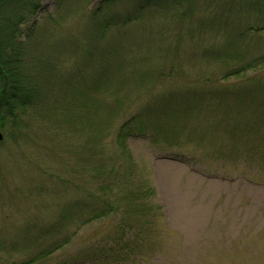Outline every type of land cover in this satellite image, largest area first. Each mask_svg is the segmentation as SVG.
I'll return each instance as SVG.
<instances>
[{"label": "rangeland", "instance_id": "obj_1", "mask_svg": "<svg viewBox=\"0 0 264 264\" xmlns=\"http://www.w3.org/2000/svg\"><path fill=\"white\" fill-rule=\"evenodd\" d=\"M57 1L41 0L32 17L20 20L23 22L19 30L22 36L18 42H24L27 34L34 30L26 44L27 56L37 60L50 52V48L56 50L58 70L62 74L59 75V88L66 86L60 76H68L70 86H79L82 76L86 77L96 63V60L89 61L90 58L84 57L92 44L89 26L92 13L98 10L102 19L113 13L119 15L137 0H67L64 4L59 2V6ZM204 2L207 10L214 11L218 0ZM191 3L188 12L192 15L180 27L172 19V14L160 13L144 26H149V29L139 27L136 22L127 26L114 40V44L120 45L119 57L135 63L138 74L143 69L148 80L144 83L129 81L123 88L119 97L123 103L111 129L101 134L99 146L106 158L115 160L118 155L121 157L118 148L111 146L108 136L130 117L141 115L139 118L147 129L138 134V124L131 125L125 158L131 163L133 178L154 189L150 204L160 207V213L155 225L150 227L149 223L154 222H151L150 215L146 217L148 223H143V235L137 239L141 245L137 253L127 258L123 256L119 261L99 259L96 264H264V156L259 155L262 151L256 150L257 157L253 151L244 154L239 142L230 145L225 142L229 148L221 150L224 141L220 129L210 126L193 132L185 114L179 119L170 117V114L163 115L161 119L166 121L160 122V126L159 121L153 118L155 107L161 106L164 95L190 86L198 87L201 94H205L202 89H206L207 94L212 95L215 84L207 83L204 87L202 84L206 80L217 79L226 87L242 81L222 79L219 64L213 60L215 58L206 60L202 56L203 47L213 45L216 38L209 35V40L204 41L208 34L203 32L209 27L197 35L201 7L197 10L194 5L200 4L198 0ZM225 3L223 0L222 5L228 8ZM1 8L2 17L11 15L10 4H2ZM231 9L233 18L221 21L224 28L222 37L231 38L233 30L238 34L249 28L245 43H250V51L256 45L262 47L259 51L263 50L264 0H234ZM231 13L229 10L226 16ZM110 34L112 37L115 33ZM177 45L178 50L172 54L159 52L160 47L173 50ZM234 64H240L238 59ZM31 66L32 63L28 62V68ZM34 82L43 83L39 71ZM101 98L105 99L106 95ZM40 113L31 118L21 116L22 124L16 123L15 128L21 127V141L14 142L5 135L0 141V234H3L0 245H4L0 264L37 258L43 252L41 243L35 247L30 241L28 225L37 221L41 225L57 223L62 186L57 180L60 167L67 164L78 169L81 167L78 163L81 156L73 153L72 149L85 147V142L71 132L51 141L50 134L57 133L56 128L62 122L53 112ZM203 115L213 125L216 118L210 112L207 115V109L202 110ZM262 136L264 134L260 133L258 147L263 141ZM232 145L235 148L231 149ZM62 176L65 181L78 186L68 191L70 194L77 195L86 186H99L96 181L80 177L73 170ZM117 219L118 216L114 215L81 226L69 246L31 264H95L94 257L99 256L95 250L103 243L96 238L101 239L99 232H104L107 227L108 233L116 234L111 227ZM126 231L122 233L123 239L128 238L129 232L135 235L133 231ZM26 241L31 243L32 249L25 248ZM46 241L49 243L51 238ZM46 241H43L44 246ZM83 244H92L93 252L79 251L85 246ZM26 251L28 255L21 253Z\"/></svg>", "mask_w": 264, "mask_h": 264}, {"label": "trees", "instance_id": "obj_2", "mask_svg": "<svg viewBox=\"0 0 264 264\" xmlns=\"http://www.w3.org/2000/svg\"><path fill=\"white\" fill-rule=\"evenodd\" d=\"M40 1L0 0V132L12 138L14 142L21 141V127L15 128L16 123L22 124L21 116L27 115L31 118L41 115L40 112H53L62 124L57 126V133L50 134L49 139L55 141L61 138V134L68 136L71 132L78 136L79 140H83L86 146H80L78 150L72 149L73 153L76 152L81 156L78 162L81 165L79 169L70 164L60 167L57 180L62 186L57 223L41 225L37 221L36 224L28 225L29 238L34 243L36 238H40L39 244L41 243L44 251L40 253L39 259L44 260L56 250L69 245L81 226L117 215L118 219L111 227L116 230V234L108 233V227L104 232H99L102 238H96V240L103 243L95 250L99 256L95 255L94 258L95 264L97 260L103 258L106 260L102 261L113 259L119 261L121 257L127 258L141 249L137 239L143 235V223H148L146 217L150 215L151 222L154 223H149V227L155 225L160 207L150 204L155 194L154 189L147 187L146 183L144 185V182L138 183L133 178L131 163L125 158L128 153L126 141L131 134V125L138 124L139 127L136 129L138 134H142L144 126L146 127L139 118L141 115L130 117L113 130L114 135L108 136L111 139V146L118 148V154L121 157L118 155L115 160L112 157L106 158L101 153L102 147L99 146L102 142L101 134L111 129L117 117V111L123 103L119 98L123 88L129 81L144 83L148 80L143 69L138 74L135 63L123 61L119 57L120 45L114 44V40L130 24L138 22L139 27H144L160 13L172 14V19L180 27L184 20L192 15L188 9L193 0H137L130 7H125L121 11L122 14H109L104 19L99 17L98 10H95L92 13L91 25L89 24L92 44L84 57L90 58L89 61L96 60V63L93 67L91 66L86 77L82 76V83L79 86H70L68 76H60L65 80L66 85L62 88L58 85L59 75L62 74L58 70L56 50L50 48V52L40 56L37 60L31 56L28 57L25 48L34 30L27 34L24 42H18V38L22 36L19 30L23 22L20 20L32 17L38 10ZM66 1L58 0L57 5L59 6V2L64 4ZM198 1L200 4H194L197 10L201 7L198 28L196 26L197 35L209 27L210 29L203 32L208 34L204 41L209 40V35L216 38L213 45L208 48L203 47L202 56L206 60L209 57L215 58L213 60L219 64L222 79L237 78L242 81L232 87H226L221 85L217 79L206 80L202 84L204 87L207 83L215 84L212 95L207 94L206 89H202L205 94H201L199 88L194 86L164 95L161 106L155 107L153 118L163 123L166 121L165 118L161 119L163 115L170 114V117L179 119L185 114L188 116L193 132L210 126L220 129L219 133L222 134L224 141L221 150L229 148L226 143L230 145L239 142L244 154L253 151L257 157L256 150L260 149L262 152H259V155L264 156L263 136V141L261 140L258 147L261 139L259 138L260 133L264 134V49L259 51L262 47L256 45V48L250 51V43H245L247 40L245 34L248 33L249 28L238 34L233 30L231 38L222 37L223 24L221 21L223 18H233L231 5L234 0H226L225 4L228 8L222 5L223 0H218L214 11L206 9L205 0ZM5 3L10 4L12 13L2 17L1 5ZM229 10L232 13L226 16ZM116 15H118L117 18H115ZM144 28L149 29V26ZM110 33L115 34L111 37ZM258 39L260 38L256 40ZM178 48L179 45L173 50L170 47L164 49L160 47L159 52L168 55L176 52ZM236 59L240 64H234ZM28 62L32 63L29 68ZM37 71L40 73L42 84L34 82ZM168 77L170 79V76ZM102 95H106V98H101ZM113 97L114 99L110 102ZM203 109H207V115L210 112V115L216 118L213 125L208 122V117L202 116ZM148 120L151 121L150 118ZM188 121L186 120V125ZM233 148L235 145H232L231 149ZM224 154H227V151ZM120 160L122 164H118ZM71 170L80 177L86 176L96 181L99 186L97 188L86 186L83 190H79L77 195L70 194L68 191L75 190L78 186L76 183L65 181L62 175ZM113 186L115 188H112ZM57 210L56 205L55 211ZM124 230L133 231L135 235L129 232L131 235L128 233V238L123 239ZM0 236L3 237V234ZM48 237L51 238L49 243L46 241ZM44 240L46 246H44ZM92 246V244H86L78 250L93 252ZM2 250H4V245H0V251ZM35 260L33 258L23 262H12V264H31Z\"/></svg>", "mask_w": 264, "mask_h": 264}]
</instances>
